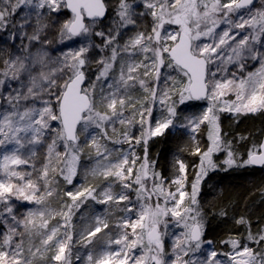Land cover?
I'll return each mask as SVG.
<instances>
[{"label":"snow or ice","instance_id":"obj_1","mask_svg":"<svg viewBox=\"0 0 264 264\" xmlns=\"http://www.w3.org/2000/svg\"><path fill=\"white\" fill-rule=\"evenodd\" d=\"M141 5L144 11L137 12ZM65 9L71 18L60 23L59 15ZM106 12L105 0H0V33L12 49H0L4 56L0 59V147L16 146L0 160V223L7 228L0 235V264H72V218L89 199L107 206L106 211L115 206L124 215L116 225L121 231L115 236L104 231L109 223L100 215L92 216L83 227L78 242L92 245L86 264H264V251L256 252L235 239L225 241L232 248L223 253L226 260L217 258L215 250L204 260L190 256L204 243L201 213L192 206L198 203L199 186L207 170L216 167L212 155L226 151L225 163H235L231 142L221 138L219 113L264 111V0H259V6L256 0H140L139 5L118 0L112 26L95 31ZM146 16L151 17L150 29L137 31L121 43V30L135 27L137 19ZM221 23L230 28L216 33ZM53 33L58 40L49 38ZM92 35L101 40L94 46L111 54L97 61L100 67L95 82L86 84L89 48L61 49L54 55L52 45L65 38ZM237 36L241 38L237 40ZM202 38L212 42L205 43ZM249 60L259 67L243 75ZM227 64L238 65L241 74L227 73ZM162 68L171 71L165 74ZM137 87L144 94L142 101L132 95ZM174 96L179 104L192 99L208 101L203 113L190 118L187 125L195 133L206 123L210 142L206 151L195 147L193 154L200 155V166L190 193L183 162H178L179 175L171 181L173 191L165 189L164 178L147 158L148 139L161 135L177 116ZM229 96L234 99H226ZM157 104L166 109L167 118L158 119L153 126L151 117ZM117 123L124 131L113 140L108 130L116 136ZM136 123L141 128L139 137L130 134ZM99 139L128 143L130 149H109ZM133 140L145 146L138 168L140 157L131 148ZM82 144L92 148L97 157L91 176L113 181L99 192L98 186L66 191L70 203L62 202L58 210L53 209L47 201L57 191L53 187L56 177L73 183ZM23 148L28 149L27 158L20 153ZM41 150L37 167L33 161ZM114 152L117 155L112 158ZM29 164L35 179L32 172L18 170V166ZM243 165L264 166V143L252 145ZM113 182L119 183V193L111 190ZM129 192L135 193V201ZM13 198L39 207L18 219ZM121 202L126 203L121 206ZM170 219L183 231L173 234L169 260L164 237ZM238 223L248 222L241 218ZM248 227L249 241L264 242V230L254 235L250 224Z\"/></svg>","mask_w":264,"mask_h":264},{"label":"rangeland","instance_id":"obj_2","mask_svg":"<svg viewBox=\"0 0 264 264\" xmlns=\"http://www.w3.org/2000/svg\"><path fill=\"white\" fill-rule=\"evenodd\" d=\"M130 3H134L136 5L140 4V0H129ZM105 3L107 5V7L109 8V11L111 12V16L109 17V19L105 22L103 28L104 31H107L108 27L112 26V22L116 19V8L118 5V0H105ZM257 6H259V0H257ZM137 12H142L144 11L142 5L138 8H136ZM233 20H236L237 18L235 16L232 17ZM151 26V17L150 16H146V17H139L137 19V24L135 27L133 26H129L127 29H122V33L123 36L121 38V43H123L124 41H126L130 36L134 35L137 31H143L145 29H150ZM230 25L229 24H225V23H221L219 25V27L216 28V33H221L223 30L229 29ZM95 31H97V27L95 29ZM233 32L235 31H241L238 29H233ZM244 34V33H242ZM5 34L4 33H0V49L5 50V52L7 51H11V42L7 41L4 38ZM241 37L237 36L236 39L239 40ZM59 37L57 36L56 38H54L53 40L56 41L58 40ZM204 40L205 43H211L212 40L211 38H202ZM54 46H56L58 49H62L64 51H69V50H76L81 46H87L89 48V51L86 53L87 57H88V63H86L85 65V71L89 68H93L94 66H99L97 64V61L100 60L102 57L105 58L104 54L101 52V50L97 47H95L94 45H98V43L95 41L94 35L90 36V37H85V36H80L78 38H71V39H67L65 38V40L63 41V43H54ZM230 53V49L227 50ZM4 58L3 54H0V59ZM137 60L140 59V57H136ZM224 67L227 69V73H233L235 72L237 75L241 74V70L239 69L238 65L236 64H227L224 65ZM259 67V64L255 61H247L245 64V68L243 70V75H246L247 72L249 71H255L257 68ZM162 73L167 74L169 72V69H165L162 68L161 69ZM175 72H171L172 76H175ZM225 73H221L220 75H224ZM95 77L96 75L92 76L89 78L88 83L91 82H95ZM87 83V84H88ZM173 99L177 100V109L180 106H189L192 104V102H194L193 100H186L184 102V104H179L178 100V96H174ZM226 99H234V97L229 96L226 97ZM208 105V101L206 100L205 102H203L202 105V109L200 111V115L203 113V111L207 108ZM260 113H264V111H260V112H256V113H241V114H234L232 112H228V111H224V112H220L219 113V127H220V131H221V138L223 141L231 142V150L233 152V159L235 161V163L232 165H236L239 162L243 161V154L240 151L239 148V144L242 142V138L240 134H235L237 126L235 125V120L238 119L240 116H243L245 114H260ZM153 118H151L152 120V124L153 126H155L156 121L162 120L167 118V111L166 109H162L161 106L159 104H157L153 110ZM177 117V116H176ZM193 118V117H192ZM148 119V118H146ZM189 121V119H188ZM188 121L187 123L183 124V126H176L174 125L177 121L174 120L173 125L170 126L169 128L171 129V127H175L178 128L180 130V128H185L186 132L193 137H195V139L193 138V145L191 146V148L188 150V153L191 154V156H200L199 154H193L195 151V147L198 145L199 148L201 149V152L206 151L207 147L209 146V140H208V125L202 124L200 125V128L197 132L193 133L191 128L188 127ZM203 127H205L207 129V133L205 136V142H201L200 141V136L199 134H203ZM168 129L164 130V132L159 135V136H155V137H151L150 139H148V146L151 145L152 146V141H157V138H161L162 135H164V133L167 131ZM202 130V131H201ZM89 131L91 132L92 129H89ZM141 131H137V132H133V133H140ZM134 137H139L138 136H134ZM82 139L84 140V136H82ZM152 139V141H151ZM103 139H99V142H101ZM131 148L132 150L135 152V154L140 157V161L137 162V168L139 167L140 162L143 161L144 159V155H145V150H143L144 145L143 143L141 144H135V141H132L131 144ZM130 149V145L128 143H124L121 144V148H119V151H123V152H127ZM43 151L41 150L40 152H38L37 158L33 161L37 167H40L41 164V159L43 156ZM63 151V149L61 150ZM5 152H8L6 150V148L4 147H0V160H2L3 158V154ZM20 153L22 154V149L20 150ZM96 155V154H95ZM227 152L226 151H219V152H215L212 155V160L213 163L216 165L215 168H209L207 170V175H205L200 183L199 186V192L197 194V198L198 195L202 192L203 187H204V181L207 179V177L209 175H211L212 173H218L221 170H225L228 169V166L225 161L227 160ZM247 159V158H246ZM97 160V157L95 158V161ZM80 162V160H79ZM178 162H183L186 166V172L185 175L187 176V180H186V189L187 191L190 193L191 192V184L192 182L195 180L196 174L199 171V166H200V159L198 161V163L191 165V169L189 171V163L188 161H184L182 159V157L175 156L174 158V170L173 172H169L166 175L161 174L160 175L164 178V187L165 189H168L169 187H171V190H175V185L171 184V181L174 180L178 175H179V164ZM78 168H79V164H78ZM78 168H77V173H78ZM18 170L21 171H25V172H32L33 173V179L36 178V173L33 170V168L31 167V164L29 165H24L21 168H19L18 166ZM78 178V175H76L75 177H73V183L75 182V180ZM113 178L109 177V179L107 181L103 180V182L105 183V185H107L109 182H112ZM56 180L58 181L57 183L60 185V191L61 193L64 195V192L66 191H75L76 188H74L72 184H68L66 181L63 180V177L61 176H57ZM88 186H98L97 187V191L99 192L102 188L101 184H95V183H90ZM87 186V187H88ZM111 190L114 193H119L121 191V187L120 185L118 186V188H115L114 186H112ZM223 194V193H222ZM128 195L130 196V198L135 201L136 196L134 192H129ZM232 196V194H230ZM51 198V197H50ZM14 199V198H13ZM198 201V200H197ZM65 203H70V200L66 197V200L62 201ZM61 201H58V204H56L55 209H59L61 206ZM20 203L21 204H26L25 201H17L15 202L14 200H12V205H13V212L14 214H18L19 213V207H20ZM126 203V202H121V206ZM185 204L188 205L189 202L186 198L185 200ZM232 204V202H227L225 205L220 206L219 212L217 214H209L210 219H207L204 214L201 212V208L199 205V203H197V205H194L192 207L197 208L200 213H201V219L203 222V235H202V240L204 241V243L201 246V249L199 252L192 254L190 253V256H192L193 259H198V260H204L206 259L208 253L212 250H215L218 253V257L221 260H226L227 257H225L223 255V253H227L230 252L232 250L231 248V243H225V241H230L232 239L235 240H239L242 244H248L249 247H251L254 251L256 252H261L264 251V245L263 243H261L260 245H257L255 243H253L252 241H249L248 239L246 241L241 240V238L244 237L245 233H248V228L246 229L245 224H241L238 223V221L241 218H244L243 216H238V215H230L226 210L225 207H229ZM106 207L105 205L102 204H97L96 202L92 201L91 199H89L84 205L83 207L80 209V213L76 212L75 215H73L72 218V225H73V241H72V245H71V251H72V255H71V260H72V264H86V259H87V255L88 253L83 251V249L85 248V244L83 243H79V239H80V232L83 230V227L90 222V218L94 215H100L105 217L108 220L109 223V227L111 225V223H113L110 219V214L114 213V212H118V210L115 208V206H112L111 208H109L108 211H106ZM93 209L95 212H93L91 209ZM89 215H88V214ZM234 213V212H233ZM27 213H20L19 217L21 216H25ZM84 214L85 215V219L81 220V215ZM123 216L124 213H121ZM78 215V216H77ZM120 216V217H121ZM120 217L118 218V221L120 219ZM10 219V218H9ZM59 219V217L57 218ZM214 219V221H213ZM213 221V223H212ZM51 223L55 224L56 220L51 221ZM113 225V224H112ZM225 225H231L232 227L230 228L231 232L233 233H223L224 231H230L225 229ZM245 226V227H244ZM244 227V229L241 230V232L239 233H235L236 231H238L239 228ZM251 229V228H250ZM116 230V231H113ZM105 229V232H109L111 235H118L119 232L121 231L120 228L116 227V229ZM7 231V228H2L1 227V223H0V235H2L4 232ZM183 231L182 227H178L175 222L173 220L170 219L169 224H168V229L167 232L168 234L164 237V245H165V252L168 253V257H166L167 259H171V253H172V244H173V239L175 235H179L181 232ZM252 233L254 232L253 229L251 231ZM248 236V234L246 235V237ZM211 241V244H208L207 242ZM85 250V249H84ZM80 252V253H79ZM49 255H51V253H49ZM80 255V256H79ZM79 256V259H77V257ZM188 257H185V259H187ZM52 264H56V262H52Z\"/></svg>","mask_w":264,"mask_h":264},{"label":"trees","instance_id":"obj_3","mask_svg":"<svg viewBox=\"0 0 264 264\" xmlns=\"http://www.w3.org/2000/svg\"><path fill=\"white\" fill-rule=\"evenodd\" d=\"M110 16L111 12L109 11L107 20ZM70 18L71 15L65 9L59 15V22L63 23L64 21ZM106 21L102 22V24L97 26V31L104 30L103 26ZM56 37L57 35L53 33L49 38L54 39ZM94 38L98 44L101 43L100 37L94 35ZM52 48L55 49L54 55H58L60 49H58L54 45H52ZM101 52L104 54L105 58L110 56L111 54L110 50L108 49H105ZM125 59H127V57H125ZM99 67L100 66H94L93 68H89L85 71V75L87 78L86 84L88 83L90 77L98 74L97 70ZM170 71L171 70H169V72ZM132 95L134 98H138L141 101L143 100L144 94L142 90H140L138 87L133 90ZM202 105L203 103L192 102V104L189 106H180L177 109V117L174 119L177 122L174 125L183 126V124L187 123L188 119L200 116ZM145 118H148L147 115L145 116ZM151 118H153V115ZM235 125L237 126L235 134H240L242 138V142L239 144V148L244 156V161L246 160L248 150L252 147V145H259L264 137V113H260L257 115L245 114L243 116H240L238 119L235 120ZM115 127L117 131L116 136H113L111 128H109L108 130V134L110 137H112L113 140L117 139L118 134L124 131V126L119 125L118 123L115 125ZM137 131H141L139 123H136L134 126L131 127L130 134L132 136H140L141 132L136 134L133 133ZM203 131V134H199L201 142H205L207 129L203 127ZM81 140L83 141L82 136ZM152 142V146H148L147 143V158L150 165L154 164V170L156 172H160L163 175L167 176V174L171 170V172H173L175 156L179 155L184 161H188L189 171L191 169L190 166L198 163L200 159V156H191V154L188 153V150L191 148L194 141L192 136L186 132L185 128H180V130L175 127H171V129L168 128V130L164 133V135L161 136V138H157V141ZM99 143L102 145H106L109 149L119 150V148H121V144H114L111 141L102 140ZM15 147L16 146L14 144L8 145L6 147V150L10 152ZM81 147L83 151L80 155V162L77 173L78 178L75 180L72 186L74 188L81 186L87 187L90 183H95L101 184L102 187H105L106 185L101 177L94 178L90 174L91 169L94 168L97 164V160L95 161V151L92 148L83 144L81 145ZM60 150H62V148ZM143 150H145V146ZM21 155L24 158H27L29 155L28 149L23 148ZM116 155L117 153L114 152L112 158H115ZM243 161L237 163L234 166L228 167V169L221 170L218 173H212L211 175H209L204 181L203 190L198 195L197 200L199 203L198 206H200L201 208V212L207 219H210L209 214H217L219 212L218 209H220V206L225 205L227 202H232L229 207H225V211H227L230 215H238L239 217H245V220L248 222L247 224H245L246 229L248 228L249 231L248 225L250 224V230L252 231L253 229V234L255 235L264 230V168L257 169L251 167L250 165H243ZM22 166L24 165H20L19 168H21ZM111 180L113 181V179ZM112 186L118 188L119 183L113 182ZM53 187H55L57 191L51 198H48L47 202L51 208L55 209V206L56 204H58V201L62 202L66 200V196L61 193L60 185L58 183H55ZM230 194H232V196ZM13 200L15 202L23 201L16 200L15 198ZM25 202L26 204L20 203L19 213L15 214L16 216L19 215L21 212L27 213L30 209H36L39 207L34 203H29L27 201ZM91 210L95 212L93 209ZM78 213H80V211ZM121 213L122 212L118 210V212L110 214V219L113 222L109 227L110 229H116L118 218L122 215ZM23 217L24 216H17L18 219ZM9 222H11L10 219ZM1 227L6 228L4 223H1ZM224 227L225 229L230 230L232 226L225 225ZM244 227L239 228L238 231H236L235 233L241 232ZM226 232L233 233L231 232V230L224 231L223 233ZM247 234L248 233H245L244 237L241 238V240L246 241ZM102 235L103 234H97V236ZM262 243L264 245V242ZM84 249L83 251L89 253V251L92 250V245H85Z\"/></svg>","mask_w":264,"mask_h":264},{"label":"water","instance_id":"obj_4","mask_svg":"<svg viewBox=\"0 0 264 264\" xmlns=\"http://www.w3.org/2000/svg\"><path fill=\"white\" fill-rule=\"evenodd\" d=\"M256 2H257V0H256ZM67 12L71 15V12H70L69 10H67ZM108 14H109V11H108V7H107L106 16H105L103 22L107 20V18H108ZM86 22H87V21H86ZM78 37H80V36L73 37V38H78ZM86 81H87V78H86V80H85V83H86ZM192 100H193L194 102H197V103H203V102L206 101V100H203V99H202V100H195V99H192ZM261 143H264V137H263ZM250 166H251V167H254V168H257V169H262V168H264V166H257V165H250Z\"/></svg>","mask_w":264,"mask_h":264}]
</instances>
